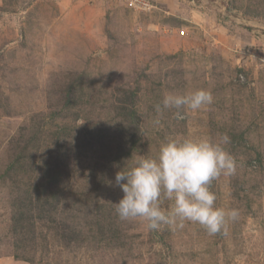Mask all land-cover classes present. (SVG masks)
I'll list each match as a JSON object with an SVG mask.
<instances>
[{"label":"rangeland","instance_id":"1","mask_svg":"<svg viewBox=\"0 0 264 264\" xmlns=\"http://www.w3.org/2000/svg\"><path fill=\"white\" fill-rule=\"evenodd\" d=\"M149 2L0 0V264H264V29L235 20L264 25V0ZM197 88L210 106L153 123L165 93ZM221 133L226 234L118 218L137 154Z\"/></svg>","mask_w":264,"mask_h":264},{"label":"clouds","instance_id":"2","mask_svg":"<svg viewBox=\"0 0 264 264\" xmlns=\"http://www.w3.org/2000/svg\"><path fill=\"white\" fill-rule=\"evenodd\" d=\"M213 101L212 92L204 88L165 93L155 105L153 123L161 124L165 110L174 109V118L184 120L186 111L198 112ZM230 143L226 133L217 137L191 134L166 139L154 157L137 154L131 166L115 174V186L123 193L114 203L118 218L140 219L149 231L162 226L182 229L190 222L210 236L226 234L228 222L235 221L239 213L216 206L217 196L211 185L222 175L232 176L237 171ZM165 200L172 202L167 210L162 207Z\"/></svg>","mask_w":264,"mask_h":264},{"label":"built area","instance_id":"3","mask_svg":"<svg viewBox=\"0 0 264 264\" xmlns=\"http://www.w3.org/2000/svg\"><path fill=\"white\" fill-rule=\"evenodd\" d=\"M125 6L134 11H150L155 8L149 0H123ZM180 35H184V30L179 32Z\"/></svg>","mask_w":264,"mask_h":264},{"label":"water","instance_id":"4","mask_svg":"<svg viewBox=\"0 0 264 264\" xmlns=\"http://www.w3.org/2000/svg\"><path fill=\"white\" fill-rule=\"evenodd\" d=\"M235 20L237 21V23L243 22L245 25L254 26V27H257L258 29H264V25L259 24V23L254 22V21L245 22L244 20L238 19V18H235Z\"/></svg>","mask_w":264,"mask_h":264}]
</instances>
